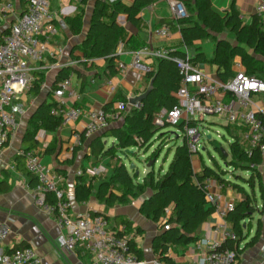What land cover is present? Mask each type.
<instances>
[{
  "label": "crops",
  "instance_id": "0c3cea01",
  "mask_svg": "<svg viewBox=\"0 0 264 264\" xmlns=\"http://www.w3.org/2000/svg\"><path fill=\"white\" fill-rule=\"evenodd\" d=\"M4 1L8 0H0V2ZM12 1L17 5L19 12H22L21 0ZM95 1L89 0L84 7L83 30L81 34L75 35L71 32L66 17L77 15L81 9V0H53V8L59 14L58 28L60 31V35L56 37L55 42L65 47V54L61 61L63 60V63L67 64L64 67H73L70 74L72 76L70 89L80 96L77 100L71 99L70 102L73 104L78 103V106L85 110L104 108L105 105L122 97L131 99L148 89L150 90L152 87L151 80L146 76L147 72L133 66L134 49L125 45V42H122L125 41L124 39L119 43L116 51L118 57L116 74H108L106 59L96 58L89 61L88 64L82 61V55L77 46L86 37ZM122 1L127 5H131L134 0ZM258 1L211 0L213 9L221 16H226L233 9L239 11L244 24H251L254 20ZM73 2L78 5L76 10L69 6ZM165 17L175 18L170 2L168 0H157L143 8L138 14H119L117 22L125 28V36L135 35L144 40L149 48H174L186 52L189 57L194 56L198 51L203 52L207 61L200 62L197 65L203 72L215 77H217L218 67L210 60L215 56L217 42L226 40L239 49L233 59L232 68L234 73L239 69L247 71L244 56L246 54L255 56L253 46L248 40L240 41L233 32L225 29L222 32L213 33L211 37L197 41L191 47H187L183 43L181 27L175 21H172L170 25L160 23V20ZM14 21L15 17H11L9 20L0 17V36L2 31L10 28ZM162 26L169 28L167 37H160L156 34V30ZM199 48L200 50H198ZM258 58L262 59L261 57ZM54 60H45V67L38 71L43 72L46 77L39 93L33 94L27 91L14 101L13 110L18 120V127L9 140L0 146V221H8L11 226V233L5 240L4 247L6 250H12L18 246L33 247L41 255V264H91L87 250L81 246L74 249L69 248L65 232L50 215L36 205L35 196L38 192V181L28 172L25 159L22 156V150L29 146L28 143H25L24 137L30 125V118L37 107L48 99L51 87L55 83L59 71L63 68H52L51 63ZM262 60L264 61V59ZM157 61L153 57L143 59V63L149 66V71H156ZM120 62L127 65L125 69L118 68ZM109 81L113 82L114 90L108 84ZM253 98L264 105V95L256 94L253 95ZM202 119L204 122L205 118ZM214 120H218V122L208 121L211 126L220 124L225 127L228 125L225 117L216 115ZM88 121L89 117L85 115L77 121L63 122L55 131L39 129L37 148L42 151L43 162L64 177L62 186L65 187L66 197L70 201L72 212L75 215L79 216L87 212L103 215L109 220L113 229L122 230L131 236L137 249L142 251L143 260L147 264H157L156 254L153 251V240L161 232V227L141 211L140 205L143 202V196L131 199L127 203L116 202L114 205L106 204L105 201L100 200L95 195L85 202H80L76 198V186L80 170L85 171L88 168L100 167L103 170L102 173L94 176L107 177L114 166V161L108 157L100 158L93 155L90 143L99 132L92 137H85L84 142L77 141L75 133L82 134ZM235 128L238 130L236 134L241 137V129ZM210 129L208 128L206 131L209 132ZM209 135L210 139L212 136ZM113 142V140H110L109 144ZM193 168L196 172H202V162L193 164ZM259 168L264 183V161ZM63 172L65 174H62ZM245 175L249 177L248 173ZM94 176H87V180H92ZM213 180L217 186L215 189L220 195L219 201L221 203L234 201L236 204L245 198V195L236 188L220 183L214 178ZM99 181L94 179L93 183L98 184ZM248 190L250 191V188ZM114 191L117 195H121L122 191L120 189H114ZM254 197L261 208L245 221L244 237L239 244L237 264H264V202L263 193L258 185ZM118 216L122 218L117 219ZM126 220L133 222V225L129 226L128 229L124 224ZM221 222V217L215 211L197 229L198 239L196 241L187 246H171L167 254L172 258L173 263L196 264L206 250L204 242L222 240L223 234L216 230V226ZM135 226L142 227L143 231L138 232V230L133 229ZM229 226L233 229L231 223H229ZM259 229L260 235L255 239Z\"/></svg>",
  "mask_w": 264,
  "mask_h": 264
},
{
  "label": "trees",
  "instance_id": "16d2710c",
  "mask_svg": "<svg viewBox=\"0 0 264 264\" xmlns=\"http://www.w3.org/2000/svg\"><path fill=\"white\" fill-rule=\"evenodd\" d=\"M156 1L134 0L131 5H127L122 0H96L86 37L77 46L81 52L82 61L88 64L89 61L96 58L106 59L108 74H116L118 58L116 51L123 39L125 41L122 42L134 50L146 45L144 40L135 35L125 36V28L117 22V16L121 13L138 14L143 8ZM181 1L187 9L188 15L184 18L165 17L160 20L161 24L170 25L172 21H175L181 27L183 43L187 47L193 46L203 38L211 37L213 33H219L225 29L230 30L238 40H248L253 46L255 56L250 54L244 56L247 72L264 79V61L262 60L264 59V30L257 16L251 24H244L239 11L233 9L226 16H221L213 9L211 0ZM88 2L89 0H81V9L77 15L66 17L67 24L75 35L81 34L83 30L84 7ZM21 7L24 12L28 7V1L21 0ZM9 30L10 28L4 29L1 36ZM238 51V47L226 40L217 42L215 56L210 62L217 65V77L220 80L228 81L235 76L236 73H234L232 65ZM170 55L180 59L188 57L186 52L174 48ZM189 59L195 64L207 61L201 51ZM157 60L156 71L146 73L151 81L154 80L147 97L140 105L131 106L128 112H123L118 118L111 115L108 119L109 127L100 131L91 140L90 147L94 156L108 157L114 161L112 172L107 177L94 176L90 181L87 180L88 174L79 175L76 198L80 202H85L95 195L106 204L114 205L116 202L127 203L131 199L143 196L144 199L140 205L141 211L161 227V232L153 240V251L156 258L158 261L174 264L172 258L167 254L169 248L173 245L187 246L196 241L198 239L197 229L216 211V205L206 199L202 189L204 180L207 177H213L220 183L232 186L245 195V198L237 202L227 216V221L232 224L238 239H227L222 245V248L235 250L238 260L239 244L244 237L245 221L261 208L254 197L257 185L263 193L264 202V183L259 168L264 157L258 149H254L252 153L247 152L240 136L231 131L236 129V126L228 124L224 128L228 134L233 135L232 140H228L226 135H223V138L229 141V150L225 149L224 151V148L217 144L215 148L227 166H232L233 179L226 176L228 171L224 170L215 159L216 168L203 162L202 172L194 171L189 138L183 133L184 124L178 126L182 131L181 134H178L175 131H163L164 128L173 125L167 123L162 126L155 122L157 113L164 109L170 110L178 103V92L184 76L178 62L173 58ZM72 70L73 67L69 66L63 67L59 71L48 99L37 107L30 118V125L24 137L25 143L29 144L26 149L37 148L39 129L55 131L63 123L60 116L52 114L55 103L52 101L51 94L61 80L70 76ZM35 77V82L29 90L33 94L39 93L46 78L43 72H36ZM121 100L127 101V98L116 99L113 103L105 105L104 109L109 113H116L118 111L116 103ZM76 105L78 106V103ZM259 116L264 119V114H259ZM189 124L195 127L201 124L203 129L205 128L203 121L192 120ZM207 128H211V125H208ZM179 138H182L181 143L176 141ZM203 138L213 141L212 137L209 139L208 135H203ZM109 140L114 142L109 144ZM84 141L85 136L81 134V142ZM170 141H174L176 148L166 170L162 168L155 172L154 167L151 166L149 172L141 176L140 172L136 171L137 168L130 170L132 163L129 167L127 166V159H140L139 151H147L155 142L158 143L159 148L163 149L170 146ZM157 157V153H151L148 161ZM252 164H255L256 167H252ZM247 171H250L249 177L245 175ZM34 179L37 181L36 177ZM94 179L100 180V183L94 184ZM246 186H249L250 191ZM114 189H120L121 195H117ZM116 218L121 219L122 217ZM124 224L128 229L133 225V222L126 220ZM133 229L138 232L143 231L140 226H135ZM117 232L126 234L122 230H117ZM257 232L255 239L260 235V229ZM130 246L138 258L143 259L142 251L137 249L136 243L132 239Z\"/></svg>",
  "mask_w": 264,
  "mask_h": 264
},
{
  "label": "built area",
  "instance_id": "2783aa9c",
  "mask_svg": "<svg viewBox=\"0 0 264 264\" xmlns=\"http://www.w3.org/2000/svg\"><path fill=\"white\" fill-rule=\"evenodd\" d=\"M28 7L19 12L12 0L0 2V17L9 20L15 17L10 30L0 37V146L9 140L18 127V120L13 110L14 101L22 93L31 89L35 82V73L45 67V60H54L52 68L64 67L65 47L55 42L60 35L58 28L59 14L53 8V0H27ZM175 18H184L188 11L181 0H168ZM256 16L264 27V0L257 3ZM160 37L169 35V28L162 26L156 30ZM172 48L152 49L145 45L133 50V66L144 72L150 70L143 63L145 57L173 58L184 74L182 85L178 92V103L170 110H161L156 115V124L179 126L184 124L183 133L189 138V148L196 154L204 132L201 124L191 126L192 120L202 121L206 114L225 117L228 124L241 129L240 140L247 152L258 149L264 156V105L253 98V95H264V79L239 69L228 81H222L214 75L203 72L193 63L189 56L186 59L174 58L170 55ZM120 52V50H119ZM125 63H118L119 69L126 68ZM114 90L113 82L109 81ZM72 76L61 80L52 90V101L55 105L52 114L60 116L63 122L77 121L87 115L89 121L85 124L82 134L92 137L109 127V117H119L128 112L132 105L130 99L118 101L116 113H109L104 108L85 110L70 100L80 96L71 90ZM202 127V129H201ZM77 141L81 133H75ZM25 165L29 173L37 178L38 192L35 196L36 205L50 215L57 225L65 232L69 248L81 246L90 255L91 264H147L131 250V236L118 234L109 220L103 215L87 212L75 215L71 203L66 198L62 186L64 177L42 159V151L38 148L22 150ZM256 167L255 164L251 165ZM102 168L80 170L79 175L91 176L102 173ZM212 177L204 180L202 189L206 199L216 205V213L222 222L216 230L223 234L222 240L204 242L205 252L196 264H237V252L222 248L227 239L237 240V233L230 228L227 221L229 212L234 208V201L221 203ZM11 233L8 221H0V264H41L42 258L33 247H15L6 250L5 240ZM157 264H169L156 260Z\"/></svg>",
  "mask_w": 264,
  "mask_h": 264
},
{
  "label": "rangeland",
  "instance_id": "374dc122",
  "mask_svg": "<svg viewBox=\"0 0 264 264\" xmlns=\"http://www.w3.org/2000/svg\"><path fill=\"white\" fill-rule=\"evenodd\" d=\"M69 6L74 8V10H76L78 8V5L75 4V2H73ZM67 11H69V10H67ZM72 13H74V11H72ZM261 95H263V94H261ZM215 117H216V115H212V114H206L205 117H204L205 118V121H204V126H205L204 132H206L207 135L210 134L212 136L213 141L208 140V138L207 139L206 138H202L201 143H200V150H199L200 152H197L196 154L193 153L192 164H198L200 162H202V164H203V162H205L206 165L216 168L215 164H216V161H217V162H219L221 164V166H222V168L224 170L228 171L226 176L230 177L231 179H233V175H232L233 168H231L232 166L231 167L227 166L225 161L222 159L220 153L215 148V145L217 144V146H220V147H222V148H224V149H226L228 151L229 150V141L224 139L223 135H226V137H228V140H230V141L232 140V136L233 135L228 134L226 129L223 126H221L220 124L219 125H213V126H211V129L209 130V132L206 131V130H208V128H207L208 125H211L209 123L210 121L218 122V120H214ZM201 129H202V127H201ZM166 130L175 131L178 134L182 133L181 129L178 126H169V127L163 129V131H166ZM231 131L233 132V134L234 133H238L237 129H233ZM214 140H215V142H214ZM176 141L181 143L182 142V138H179V140H176ZM218 142H220L221 144H219ZM169 145L170 146L164 147L162 149V148H159L158 147V143L155 142L153 144V146L150 149H148L147 151L146 150L139 151L140 159L139 158H129V159H127L126 160L127 166L129 167L130 163H132L134 165L133 169L137 168L136 171L138 170L140 172L141 176L146 175L149 172V168L151 166L154 167L155 172H158L162 168L164 170H166V168L168 167V165H169V163H170V161H171V159L173 157V154H174V151H175V148H176L175 144H174V141H170ZM151 153H157L158 157L157 158H153L152 160H155V163L151 164L149 166L148 158H149V155ZM214 159L216 161H214ZM133 169H130V170L132 171ZM242 173L244 174L245 172H242ZM247 173L250 175V171H247ZM246 187L249 189V186H246Z\"/></svg>",
  "mask_w": 264,
  "mask_h": 264
},
{
  "label": "water",
  "instance_id": "95a60500",
  "mask_svg": "<svg viewBox=\"0 0 264 264\" xmlns=\"http://www.w3.org/2000/svg\"><path fill=\"white\" fill-rule=\"evenodd\" d=\"M153 82H154V80L151 81V85H153ZM149 92H150V90L148 89V90L145 91L144 93H142V94H140V95H138V96H136V97L131 98V99H130L131 104H132V105L141 104L142 101L147 97V95L149 94ZM209 136L211 137V135H209ZM224 151H225V149H224ZM225 153H227V152H225ZM154 163H155V160L150 161V162H149V166H150L151 164H154ZM133 168H134V165L132 164V165H131V169H133Z\"/></svg>",
  "mask_w": 264,
  "mask_h": 264
}]
</instances>
